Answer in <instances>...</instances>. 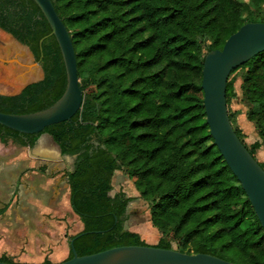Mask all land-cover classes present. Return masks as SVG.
I'll return each instance as SVG.
<instances>
[{"label":"trees","instance_id":"obj_1","mask_svg":"<svg viewBox=\"0 0 264 264\" xmlns=\"http://www.w3.org/2000/svg\"><path fill=\"white\" fill-rule=\"evenodd\" d=\"M10 1L0 8V28L41 58L44 77L18 96H0V113L25 115L55 103L66 76L37 6ZM50 1L71 37L85 97L82 120L77 113L37 135L0 126V143L33 148L47 135L61 156L74 157L66 183L82 231L67 238L66 260L72 258L70 242L78 257L146 245L123 227L130 199L111 194L113 176L122 170L148 205L150 224L161 235L157 248L172 249L171 235L180 253L264 264V231L213 145L200 87L205 54L221 50L241 26L264 23V0ZM240 69L246 120L256 126L259 141L249 150L233 130L255 159L264 147V52L230 75ZM232 94L228 81L230 124ZM0 262L17 264L5 256Z\"/></svg>","mask_w":264,"mask_h":264},{"label":"water","instance_id":"obj_2","mask_svg":"<svg viewBox=\"0 0 264 264\" xmlns=\"http://www.w3.org/2000/svg\"><path fill=\"white\" fill-rule=\"evenodd\" d=\"M32 2L43 15L58 45L65 69L66 86L61 97L42 111L25 115L0 113V126L23 135L40 134L52 125L70 120L77 113L81 121L85 102L69 32L50 0ZM262 52L264 23H247L241 26L228 37L221 50L205 54L200 87L205 123L213 145L239 183L264 231V169L234 133L226 105V86L230 74ZM0 61L10 66V70L0 69V83L15 89L14 94L1 96H18L28 85L43 80L42 70L33 63L28 48L13 37L0 41ZM13 64L18 66L14 67ZM72 245L70 242L72 258L57 264H233L206 254L188 255L149 245L117 247L78 257Z\"/></svg>","mask_w":264,"mask_h":264},{"label":"rangeland","instance_id":"obj_3","mask_svg":"<svg viewBox=\"0 0 264 264\" xmlns=\"http://www.w3.org/2000/svg\"><path fill=\"white\" fill-rule=\"evenodd\" d=\"M261 15L264 17V5ZM0 38L6 40L8 37L0 32ZM207 44L205 42L203 46L204 54ZM244 75L245 71L240 69L228 78L233 86L228 110L232 116V128L238 131L240 140L250 150L259 139L256 126L246 120L249 105L242 91ZM0 84V95L15 93L14 88ZM254 157L264 165V147L256 150ZM73 160L74 157L61 156L47 135L40 136L33 148L0 143V229L3 230L0 239L19 247L16 252H25L26 246L27 251L34 254L39 252L37 247L40 246V253L45 256L43 260L51 263L61 247L67 254V238L82 231L78 217L69 206L66 183ZM118 192L130 199L124 229L138 234L144 244L157 246L161 235L150 224L148 205L122 170L112 179L111 194ZM167 239L176 250L172 236ZM12 258L14 263H19L17 258Z\"/></svg>","mask_w":264,"mask_h":264},{"label":"crops","instance_id":"obj_4","mask_svg":"<svg viewBox=\"0 0 264 264\" xmlns=\"http://www.w3.org/2000/svg\"><path fill=\"white\" fill-rule=\"evenodd\" d=\"M1 234H3V230L0 229ZM6 239L2 238L0 239V257L5 256L7 258H12L15 257L19 260V263L17 264H41L44 262V257L42 255V253H40V246L37 247V249L39 250L38 253H30L31 251H27L29 250L28 248H26V246H24V249L26 250L23 253H18L17 251V246L12 245V242H10V244H7V242L5 241ZM30 244V243H29ZM67 248H68V244H67ZM64 248L61 247V250L59 252H57V254L53 255L55 258L54 262H51L52 264H57V263H61L63 261H65L68 257L69 254V250L67 252V254H65V252L63 251ZM11 256V257H9ZM50 257V256H49ZM13 259V258H12ZM43 261V262H42Z\"/></svg>","mask_w":264,"mask_h":264},{"label":"flooded vegetation","instance_id":"obj_5","mask_svg":"<svg viewBox=\"0 0 264 264\" xmlns=\"http://www.w3.org/2000/svg\"><path fill=\"white\" fill-rule=\"evenodd\" d=\"M13 1H16V0H13ZM11 1L10 0H0V8H6V7H8L9 6V3H10ZM20 2V1H19ZM0 32H1V34H3L4 36H7L8 38L9 37H13V36H11L9 33H7L6 31H4L2 28H0ZM14 38V37H13ZM15 39V38H14ZM5 39H1L0 38V41H4ZM16 40V39H15ZM19 42V41H18ZM20 43V42H19ZM21 44V43H20ZM25 46V45H24ZM27 47V46H26ZM28 48V50H29V52H30V54H31V56H32V58H33V63H35V64H37L40 68H41V70H42V64H41V58L40 59H37L34 55H33V53H32V51H31V49L29 48V47H27ZM2 60H5L4 58H2ZM13 66L14 67H17L18 65L17 64H13ZM6 69V70H10V66H9V64H6V63H4V62H1L0 61V69ZM42 73H43V70H42ZM43 77H44V73H43ZM1 85V84H0ZM33 85V84H32ZM29 86H31V85H28L27 87H29ZM27 87H25L23 90H25ZM22 90V91H23ZM21 91V92H22ZM21 94V93H20ZM19 94V95H20ZM1 96V95H0Z\"/></svg>","mask_w":264,"mask_h":264}]
</instances>
